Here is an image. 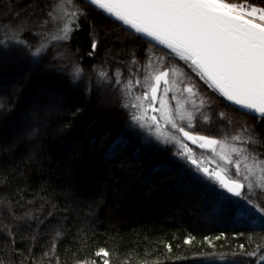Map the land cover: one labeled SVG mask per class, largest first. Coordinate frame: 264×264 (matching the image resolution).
<instances>
[{"label":"trees","instance_id":"16d2710c","mask_svg":"<svg viewBox=\"0 0 264 264\" xmlns=\"http://www.w3.org/2000/svg\"><path fill=\"white\" fill-rule=\"evenodd\" d=\"M49 3L56 6L57 19L43 33L22 37L31 44L46 37L38 66L23 46L0 47V264H104L105 259L108 264H261L264 249L243 254L264 243L259 222L217 211L215 194L176 162L183 157H177L175 144L154 137L159 148L144 144L128 127L123 104L142 90L137 86L122 98L106 80L98 83L101 72L114 77L117 69L125 82L129 69L147 74L133 67L132 54L141 64L147 57L155 62L164 55L162 47L138 40L139 34L117 27L85 0H0V46L11 35L5 26L16 22L17 12L27 15L31 4L47 18ZM73 5L87 6L88 18L78 27L69 24L68 40L53 39L69 23L66 13L75 11ZM168 63L176 69L171 81L180 96L188 95L183 89L190 82L199 88L192 104L200 111L192 123H181L186 130L224 141L225 133L234 134L246 120L257 139L264 136L258 119L210 103L212 90L182 60L169 57ZM76 64L83 69L80 80L73 79ZM29 126L38 129L39 140L25 139L3 151ZM188 144L185 156L201 167L213 166L209 150L199 142ZM252 147L264 160V146ZM239 158V176L236 159L226 166L229 181L247 174L251 160ZM255 169L249 179L255 191H264V173Z\"/></svg>","mask_w":264,"mask_h":264},{"label":"snow or ice","instance_id":"6c2138e0","mask_svg":"<svg viewBox=\"0 0 264 264\" xmlns=\"http://www.w3.org/2000/svg\"><path fill=\"white\" fill-rule=\"evenodd\" d=\"M71 2L72 0H68L69 4ZM86 5H90L93 10H102L100 15L106 14V19H110L124 31L133 29L132 35L142 34L136 37L138 40H146L154 48L164 46L160 49L164 55L157 57L155 62L151 57H147V63L141 64L135 53L132 54L133 67L144 69L147 73L145 75L133 73L129 69L130 78L125 82L119 69L114 77L105 72L100 73L98 83L106 80L113 90L120 92L122 98L131 97L132 90L137 86L142 90L134 99H127L123 104L128 110V127L133 129L136 135H142V143L159 148L151 139L153 135L157 140L161 139L159 120L156 116H152L151 120L147 118L151 109L153 112L162 113L163 119L170 123L177 133H182L183 137L201 142V147L214 148L219 145L222 158L229 163V153H235L245 161L251 160V164L246 167L247 174L242 179H233L230 182H226L219 172L201 167L191 155L176 162L181 163L193 179L202 182L215 194L217 211H232L238 216L249 218L253 223L258 221L259 226L264 228V199H261L264 197V191H255L253 182L249 179L256 167L264 173V160L258 159L261 154L255 152L252 147L258 143L264 146V136L257 139V134L246 120L234 134L225 133L223 142L210 135L195 133L194 128L186 130V127L167 111L164 97L157 95L161 82L164 85V95L170 91L171 76L176 69L169 65L168 59L178 57L212 90L208 97L210 103L223 104L243 117L251 116L264 124V0H86ZM55 7L51 3L48 4L49 10L45 18L38 13L36 7L26 5L27 15L22 16L17 12L16 22L5 26L7 33L11 35L5 36L4 44L0 47L7 49L23 46L30 57L37 58L32 62L38 66L47 49L46 37L42 36L35 44L28 43L22 37L25 32L43 33L45 26L57 19L53 16ZM73 7L75 11L66 13L69 23H65L63 28L59 29L61 34L53 39L68 40L73 31L69 24L75 22L78 27L82 20L88 18L90 13L87 6ZM98 43L94 38L92 49H96ZM73 67V79H82L83 69L78 64ZM133 76L134 83L131 79ZM183 91L188 95L183 97L184 103L177 99L176 110L180 121L187 117L188 122L192 123L197 119L194 113L200 109L193 104L192 110H188L185 105L189 99L195 97L199 88L196 82H190L184 86ZM158 100L159 109L154 107ZM199 103L203 105L204 101L200 100ZM219 115L223 117L224 113ZM204 119L210 120L208 116H204ZM228 123L231 124L232 121ZM25 139L39 140L38 129L29 126L10 145L4 146L3 151H13ZM168 142V139L164 138L163 143ZM176 155L183 156L181 153ZM239 173L240 160H237V176ZM215 181L219 182V188ZM260 186L264 188V183ZM61 235L62 233L57 231L56 236ZM239 248L244 249L245 245L241 244ZM261 249H264V243L258 244L256 251L243 254L255 256ZM100 251L104 252V249ZM104 254L107 256L106 252ZM104 264H108L107 259ZM261 264H264V261H261Z\"/></svg>","mask_w":264,"mask_h":264},{"label":"rangeland","instance_id":"374dc122","mask_svg":"<svg viewBox=\"0 0 264 264\" xmlns=\"http://www.w3.org/2000/svg\"><path fill=\"white\" fill-rule=\"evenodd\" d=\"M169 87H170V91L166 95H164V93H163L164 85H163V82H161V87H160V90L158 91L157 95L164 97L165 102H166V106H167V111L171 112L179 123L188 122L187 117H185V119L183 121H180L179 120V113L176 110L177 99H179L181 101V103H184L183 96H180L181 90L179 88H174L172 82L169 85ZM173 97H176V99H174ZM192 105H193L192 99L191 100L189 99V101L185 105V107L187 109H189L192 107ZM154 107L157 109L160 108L159 100L155 103ZM152 116H156L157 120H159L161 139L157 140L154 135L152 137H154L157 141H159L161 143H163L164 138H167L169 141L167 144H175L177 150L180 151L179 153L183 154V156H177V157H184L185 155H187L188 150H190V147H189L188 142L185 141V138L183 137V135L181 133H177L176 129H173L171 127L170 123L166 122L163 119L162 113L153 112L151 109H149L147 118L149 120H151ZM197 142H199V141H197ZM221 142H223V141H221ZM200 143L201 142H199V146H200ZM205 148L207 150H209V153H206L207 160L213 166H204V167H208L210 169V171L219 172L220 175L224 178V180L226 182H230L225 176V169H226V166L229 162L222 158L221 149H220L219 145L214 146V148L204 147V149ZM228 155H229V159L231 161L234 160L233 161L234 163L238 159V156L235 155V153H229ZM247 164L249 165L251 163H247ZM258 179H260V178H258ZM261 261H264V257L262 258Z\"/></svg>","mask_w":264,"mask_h":264},{"label":"water","instance_id":"95a60500","mask_svg":"<svg viewBox=\"0 0 264 264\" xmlns=\"http://www.w3.org/2000/svg\"><path fill=\"white\" fill-rule=\"evenodd\" d=\"M86 1V0H85ZM102 11V10H101ZM122 23V22H121ZM127 27H129V26H127ZM131 30H133V29H131ZM134 31V30H133ZM139 35H142V34H139ZM149 40H150V38H148ZM160 47H162V48H164V46H160ZM170 51V50H169ZM237 107H239V106H237ZM258 115V114H257ZM182 134V133H181ZM183 135V134H182ZM185 138V140L186 141H188V142H190V143H192V144H195V143H197V142H194L193 140H190V139H188L187 137H184Z\"/></svg>","mask_w":264,"mask_h":264}]
</instances>
